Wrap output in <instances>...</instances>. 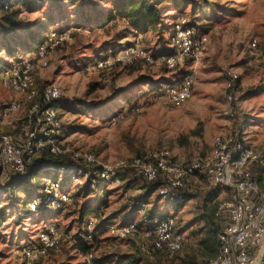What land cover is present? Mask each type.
<instances>
[{
  "label": "rangeland",
  "instance_id": "1",
  "mask_svg": "<svg viewBox=\"0 0 264 264\" xmlns=\"http://www.w3.org/2000/svg\"><path fill=\"white\" fill-rule=\"evenodd\" d=\"M167 1L169 6L162 25L145 31L134 30L119 15L106 22L99 21L95 10L81 0H59L57 4L45 0L33 11L25 5L8 13L0 11L2 21L16 12L12 14L18 25L14 36L19 37L23 30L35 29L39 24L46 25L48 33L69 32L71 36L69 42L50 49L43 60L36 48L27 52L19 47L15 56H7L3 51L0 75L14 62L31 58L32 75L39 90L55 82L60 86L61 97L70 102L78 98L85 105L98 103L94 109L77 102L59 106L63 123L61 141L66 155L78 163L67 175L59 174L52 166L47 168L62 181V189L69 196L61 208L51 205L31 212L27 199L31 196L39 199L42 190L5 191L16 175L0 168V208H4L0 213V264H28V252L38 246L39 232L51 228L59 235L60 247L37 255L33 264H86L89 254L98 264H113L121 258L131 259L135 264H201L210 258L206 253L203 255L200 243L208 230L203 215L206 209H215L220 200L229 197V189L220 187L216 191L206 180L191 177L185 191L192 197L179 206L164 199L161 188L129 171L117 170L113 181L102 182L97 178L96 166L76 156L90 152L100 165L114 168L120 159L167 148L175 160L185 162L199 154H210L217 136L234 133H241L248 145L264 155V0ZM193 5L199 11L196 15L192 13ZM50 19L53 20L49 22ZM177 20L197 27L208 36V43L199 61L187 59L169 69L160 59V51L162 39H169ZM2 27L1 24L0 39L4 38ZM253 41L255 48L251 46ZM131 44L139 45L156 60L146 63L140 55L132 65L117 63L109 70L97 67L102 55L119 52ZM190 70L196 77L193 94L176 105L162 94L161 88L167 83H179ZM228 70L239 74L232 101L228 100L226 88ZM128 97L132 104L127 103ZM11 101L21 103L20 111L6 121L0 116V125L18 121L13 118L15 115H20L23 122L31 108L24 94L2 86L0 115L5 103ZM113 116L117 119L115 124ZM22 127L23 124L12 133ZM250 168L264 190V167ZM38 181L45 183L44 179ZM88 181L92 189L100 183L110 194L105 197L103 193H81ZM142 202L148 203L150 210L176 218L184 246L174 257L151 247V227L143 224L144 216L139 213ZM87 203L99 211H89L80 222L79 210L86 209ZM133 221L138 223V229L125 238L116 236L110 228ZM89 223L93 225L91 229ZM80 231L84 233L80 242L90 245L89 254L77 248L75 239Z\"/></svg>",
  "mask_w": 264,
  "mask_h": 264
},
{
  "label": "built area",
  "instance_id": "2",
  "mask_svg": "<svg viewBox=\"0 0 264 264\" xmlns=\"http://www.w3.org/2000/svg\"><path fill=\"white\" fill-rule=\"evenodd\" d=\"M22 0H0V11L12 10L21 5ZM169 33L171 51L161 55L169 69H175L185 60L199 61L208 43V36L197 27L181 23L179 20L172 25ZM69 32L49 31L44 43L38 46L39 59H44L50 49L69 42ZM255 48L256 42L251 43ZM142 55L146 63H153L156 57L143 52L139 45L131 44L119 52L102 55L97 60L100 69H111L115 64L132 65L137 57ZM44 64V62H42ZM32 59L14 62L0 75V89L7 87L16 93L24 94L31 102V108L23 119V127L19 132L0 133V159L3 171L15 175L26 173L28 165L35 155L43 149H48L54 155L67 153L63 141V123L56 101L61 98L60 86L49 83L42 90L37 88L32 75ZM226 88L228 100L234 98V91L239 80V74L228 70ZM195 73L190 70L179 83H167L161 88L172 103L180 105L189 100L193 94ZM21 103L11 101L3 106V114L19 111ZM231 113V109L228 111ZM114 117L112 123H116ZM79 160L96 166L97 178L110 183L115 178L117 170L129 171L148 183L160 181L161 194L164 199L175 202L181 191H185L191 177H205L214 188H227L230 196L220 200L215 210V216L221 228L217 234L218 254L201 264H264V190L260 188L255 171L251 166L264 167V155L248 145L241 133L219 135L215 138L214 148L210 154L196 155L188 161L174 159L167 148H160L132 159H120L113 168L100 165L97 157L90 152L77 153ZM76 166H63L59 174L67 175ZM43 192L46 202L61 207L69 196L59 178H43ZM42 179V180H43ZM38 200L28 203L32 211H36ZM150 210L146 202L139 205V213L145 215ZM151 224L150 235L153 236L151 247L164 251L168 257H174L184 246V236L177 229L176 218L166 214L146 220ZM93 227L89 223L88 229ZM116 236L125 238L138 229L137 222H127L121 226L110 227ZM60 238L51 229L41 230L38 234V246L30 249L28 264H33L37 255H45L50 249H59ZM92 254L88 255L86 264H95ZM113 264H135L127 258L117 259Z\"/></svg>",
  "mask_w": 264,
  "mask_h": 264
},
{
  "label": "trees",
  "instance_id": "3",
  "mask_svg": "<svg viewBox=\"0 0 264 264\" xmlns=\"http://www.w3.org/2000/svg\"><path fill=\"white\" fill-rule=\"evenodd\" d=\"M59 0H54V2L57 4ZM84 4L89 5L95 10L96 17L99 21L106 22L110 19L115 18L117 15L122 16L126 18L128 24L136 31H145L150 27H157L161 26L164 19H165V13L166 8L169 3L167 0H81ZM45 2V0H22L21 5H25L28 9L31 11L35 10L36 7L42 5ZM105 8L107 11L104 12ZM196 5H193V11L192 13L194 15L198 14L199 11L196 10ZM13 11L10 10V12ZM204 11V10H203ZM15 12V11H14ZM11 13L10 15H7L5 17V20L2 21V18H0V27L1 24L3 25V34L4 38L0 39V53L3 54V51H5L7 56H15L18 52V48L21 47L23 51H32V49L36 50L38 49V46L42 45L47 37V27L46 25L39 24L36 26L35 29H27L23 30V35H20L19 37L14 36L16 35V30L18 28V25L15 23V19L13 18L14 14ZM5 13H8L5 11ZM16 14V12H15ZM88 16V15H87ZM90 16V15H89ZM88 16V17H89ZM87 19V17H86ZM53 19H50L49 22H51ZM20 26V25H19ZM20 28V27H19ZM1 30V29H0ZM41 32V33H40ZM163 40V47L160 51V55H166L171 51V48L169 47V39H162ZM33 62V60H32ZM10 66V65H9ZM113 68V67H112ZM111 68V69H112ZM109 70V69H105ZM154 89H152L153 91ZM128 104H132V99L128 97L126 99ZM71 102L74 103H80L85 105V101H82L81 99H74ZM71 102L68 99L59 98L56 103L59 106L68 107ZM98 103H88L85 105L86 108L94 109L96 108ZM114 117V116H113ZM32 164L27 168V171L25 175H16L15 180L9 183L7 188H5V191L8 189L12 190V193H15L16 190H23L27 192L37 191L38 189L42 190L41 196H39V199H36L34 196H31L27 199V204L31 201L38 200V205L36 206V211H32L28 205V208L31 212H39L44 208L52 207L49 203L46 202V194L43 192V185L41 183L38 184L39 179H43L44 177H53L56 178L57 175L54 174V172H49V169L47 170L48 166H52V169L56 172H59V169L63 166H76L78 163L73 161L68 155L62 154V155H54L50 153L48 149H43L40 151L35 157L33 158ZM92 179H95V176L91 177ZM96 187L92 189V183L91 181H88L83 188L80 190L83 194L94 193L96 195L103 193L105 197H107L110 194V191L108 189L100 187V183H96ZM100 184V185H99ZM151 184L156 185L157 188H160L161 183L160 181L152 182ZM192 195L190 193H187L186 191H181L176 198V201L173 202L176 205H183L187 200L191 199ZM139 205V204H138ZM86 209L84 207H81V210H79V221L82 222L85 216L88 214V212H97L99 211L98 207H92L90 204H85ZM61 208V207H59ZM215 209L212 208V210L206 209L203 218L207 224L208 230L206 231L204 237L201 239L200 243L203 248V255L205 253L207 255H210V258L215 257L218 254V240H217V234L221 228L220 222L218 221L217 217L215 216ZM4 212V208H0V213ZM166 214L157 211V210H148L144 217H143V224L146 226H150L151 224H148L146 220L152 217H161ZM88 231H85L86 235ZM80 234L77 235V238L75 241H77V248L81 250L82 252H87L86 254H89L90 251V245H88L85 242L82 241V237L84 233L81 231ZM206 250V252L204 251ZM209 258V259H210ZM95 264V259L93 260Z\"/></svg>",
  "mask_w": 264,
  "mask_h": 264
},
{
  "label": "crops",
  "instance_id": "4",
  "mask_svg": "<svg viewBox=\"0 0 264 264\" xmlns=\"http://www.w3.org/2000/svg\"><path fill=\"white\" fill-rule=\"evenodd\" d=\"M20 111V110H19ZM19 111H17V112H19ZM24 112V111H23ZM14 113H16V112H13V113H8V114H2V115H0L1 117H2V120H7V119H9L10 117H12V115H14ZM15 116H17V117H13V118H15L16 120H18V121H15L14 123H12V124H8V125H6V126H4V125H0V133H6V132H14L16 129H18L20 126H22V124H23V122L21 121L20 122V119L22 118H20L18 115H15ZM1 119V118H0ZM4 126V127H3ZM5 130H7V131H5ZM0 168L2 169V167H1V159H0ZM3 170V169H2ZM194 178H198V179H203L204 181L206 180L207 182H209L210 183V181H209V179H207V178H205V177H201V176H198V177H194ZM211 184V183H210ZM216 189V191H217V189H219V188H215Z\"/></svg>",
  "mask_w": 264,
  "mask_h": 264
}]
</instances>
